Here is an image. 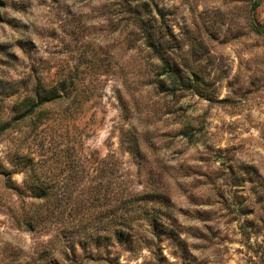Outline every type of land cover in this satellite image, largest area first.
Segmentation results:
<instances>
[{"label": "rangeland", "instance_id": "1", "mask_svg": "<svg viewBox=\"0 0 264 264\" xmlns=\"http://www.w3.org/2000/svg\"><path fill=\"white\" fill-rule=\"evenodd\" d=\"M0 109V264H264V0H0Z\"/></svg>", "mask_w": 264, "mask_h": 264}, {"label": "trees", "instance_id": "2", "mask_svg": "<svg viewBox=\"0 0 264 264\" xmlns=\"http://www.w3.org/2000/svg\"><path fill=\"white\" fill-rule=\"evenodd\" d=\"M166 63L164 62L163 64V69L164 71H167L166 67H165ZM70 76L65 74L62 78H56V80H50L49 82H42V93H43V98L39 99V102H46V101H51L53 100L57 95L60 96V93H63V90H61L59 87V84H64L65 81H67V79ZM30 94H24L23 98L28 97ZM2 110V109H0ZM1 115H0V119H1ZM86 157V156H85ZM33 158H29L28 160H25V165L23 166V164H18V162H14L11 164L10 168H6V167H2L0 168L2 173L4 175H6L9 179L11 178L12 174L15 172H25V178L23 179V184L25 185V187H27V189L32 193V196L36 197V198H44V197H49L48 195V191L50 192L51 196H52V192L49 190V187L47 185V182H44L42 180H38V178L36 177L35 174V170H34V166H33ZM95 160V156L93 153H89L88 154V161L90 162H94ZM11 181V179H10ZM10 184L13 187V183L12 181L10 182ZM109 187V188H108ZM108 187H105L104 189V196L107 197L110 195V184L108 185ZM15 190L18 191L19 188H17L16 186H14ZM129 216L126 217V219H128ZM30 222L28 225L29 229H32L34 226L32 225V223H37L38 222V218L35 216H31L30 217ZM125 219V218H123ZM31 223V224H30Z\"/></svg>", "mask_w": 264, "mask_h": 264}]
</instances>
